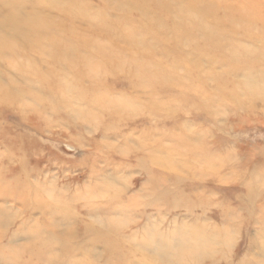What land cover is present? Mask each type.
<instances>
[{
    "label": "rangeland",
    "instance_id": "1",
    "mask_svg": "<svg viewBox=\"0 0 264 264\" xmlns=\"http://www.w3.org/2000/svg\"><path fill=\"white\" fill-rule=\"evenodd\" d=\"M263 84L264 0H0V264H264Z\"/></svg>",
    "mask_w": 264,
    "mask_h": 264
},
{
    "label": "bare ground",
    "instance_id": "2",
    "mask_svg": "<svg viewBox=\"0 0 264 264\" xmlns=\"http://www.w3.org/2000/svg\"><path fill=\"white\" fill-rule=\"evenodd\" d=\"M9 15L11 16V18H12V20L16 23V25H18V24H21V23H24V22H26L25 21V19H24V17L21 15V14H19L18 12H16V11H11L10 13H9ZM30 23V22H29ZM216 24H214V26H215ZM215 28H216V26H215ZM74 53V52H73ZM65 55V54H64ZM60 56H61V54H60ZM63 56V55H62ZM94 58V57H93ZM65 59V58H64ZM88 60V59H87ZM92 60V59H91ZM85 61V60H84ZM89 61V60H88ZM94 61V60H93ZM86 62V61H85ZM76 64H78L77 62H75ZM86 63H89V62H86ZM75 64V65H76ZM86 65H88V64H86ZM89 67L91 66V64H89L88 65ZM88 69V68H87ZM247 75V74H246ZM249 75V74H248ZM247 75V76H248ZM248 78H250V79H252V77L250 76H248ZM258 80V79H257ZM256 80V81H257ZM254 81V80H253ZM261 82V81H260ZM245 83V82H244ZM262 83V82H261ZM259 84V83H258ZM72 85V84H71ZM70 85V86H71ZM264 85V84H263ZM6 87H9L8 85L6 86ZM0 88H1V85H0ZM68 88H70V87H68ZM73 88V87H72ZM4 89V91H5V88H3ZM3 89H2V91H3ZM9 89V88H8ZM7 92H9V93H11L10 91H8L7 90ZM6 93V92H5ZM4 94V93H3ZM8 94V93H7ZM10 95V94H9ZM73 96H76V95H72V97ZM77 98V97H76ZM75 97H74V99H76ZM81 99V98H80ZM115 100L114 101H117V100H119V97H118V99H116V98H114ZM109 100H113V99H109ZM114 101H110V107H112L111 105H113V103H114ZM120 101V100H119ZM118 101V102H119ZM120 102H122V99H121V101ZM120 102L118 103V105H120ZM112 103V104H111ZM122 103H124V101L122 102ZM108 104V105H109ZM115 104V103H114ZM127 105V104H126ZM129 105V104H128ZM153 105H154V103H153ZM85 106H87V105H85ZM116 106H117V104H116ZM120 106H123V105H120ZM159 106V105H158ZM128 107V106H127ZM127 107H125V106H123V108H127ZM83 108V107H82ZM122 108V109H123ZM112 109H114L113 107H112ZM116 109V108H115ZM121 109V110H122ZM128 109V108H127ZM81 110H83V109H81ZM87 110V109H86ZM120 110V111H121ZM84 112H85V110H84ZM88 112H89V110H88ZM122 112H123V110H122ZM86 114H87V112H86ZM82 115V114H81ZM83 116H85V113H84V115ZM95 116V115H94ZM85 117H87V116H85ZM92 117H93V115H92ZM92 117H90V118H92ZM97 117V116H96ZM94 118V117H93ZM90 120V119H89ZM95 120V119H94ZM153 150V149H152ZM152 153V152H151ZM253 189V188H252ZM29 190V189H28ZM35 190V189H34ZM33 191V190H32ZM37 191V190H36ZM256 191V190H255ZM115 192H116V190H115ZM18 193V192H17ZM35 192L33 191V194H34ZM35 194H39L38 192L37 193H35ZM18 195V194H17ZM46 195H49V194H46ZM18 196H20V193H19V195ZM33 196V198H36V195H32ZM35 196V197H34ZM52 197H54V196H52ZM37 198H38V196H37ZM42 198V200H43V198H45V197H41ZM41 198L39 199V200H41ZM56 198V197H55ZM54 198V199H55ZM46 199H50V195H49V198H46ZM57 199V198H56ZM37 200V199H36ZM52 200V199H51ZM60 200V199H59ZM33 201H35V200H33ZM32 201V202H33ZM56 201V200H55ZM55 201H53L54 203H55ZM38 202H40V201H38ZM41 202H44V201H41ZM60 203V202H59ZM42 203H40V205L39 206H42L41 205ZM43 207V206H42ZM41 207V208H42ZM47 209H49V208H47ZM47 209H45V210H47ZM48 211V210H47ZM50 211V210H49ZM51 212V211H50ZM52 213V212H51ZM98 218H99V216H97ZM100 218H101V216H100ZM102 219V218H101ZM99 220V219H98ZM106 222V221H105ZM105 222H104V224H105ZM111 225H113V223L111 222ZM118 225V224H117ZM115 228V227H114ZM195 228H196V226H195ZM198 228H200V227H198ZM201 229V228H200ZM185 229H183V231H184ZM203 230V229H202ZM207 230H209V229H207ZM189 231V230H188ZM195 231V230H194ZM194 231H192L193 233H194ZM197 232H199V231H197ZM196 232V234H195V239H196V242H195V244H192V243H190V245L189 246H184L183 244H185L187 241L189 242V240L187 239V241L186 240H184L185 242L182 244L183 245V247L181 246V247H178L179 249H177V250H172L171 252L169 251V254H167V258H168V256L169 257H172V258H174L173 260L175 261V262H177L176 264H182V262H183V264L185 263L184 262V259L185 258H187L186 256H188L189 258L190 257H192L193 259H195L196 257H197V255H198V253H197V249L199 250L200 249V246L199 245H201L204 241H206V239H205V236H202V235H200L199 233H197ZM176 233V232H175ZM178 233V232H177ZM190 234H191V231L189 232ZM188 233V234H189ZM207 233V232H206ZM151 234V233H150ZM150 234L149 235H145L146 237H147V240L149 239V237L148 236H150ZM168 234H170V233H168ZM209 234V233H208ZM151 235H153V234H151ZM166 235V234H165ZM171 235V234H170ZM169 235V237H171ZM177 235V234H176ZM175 235V236H176ZM178 235H179V233H178ZM176 236V237H179V236ZM204 235V234H203ZM218 235H220V234H218ZM142 236V235H141ZM144 236V235H143ZM155 236V235H154ZM174 236V235H173ZM172 236V237H173ZM182 236V235H181ZM186 236V235H185ZM194 236V235H193ZM212 236V234H210V239L211 238H213V236ZM140 237V236H139ZM151 237V236H150ZM171 237V238H172ZM176 237H174V238H176ZM217 237V236H216ZM223 237V236H222ZM138 238V237H137ZM143 238H145V237H143ZM170 238V239H171ZM172 239V241L174 240L175 242L177 241V240H175V239ZM181 238V237H180ZM146 239V238H145ZM150 239H152V238H150ZM156 239V238H155ZM154 239V237H153V240H155ZM168 239V238H167ZM170 239H168V240H170ZM189 239H191V237L189 238ZM193 239V238H192ZM194 239V240H195ZM205 239V240H204ZM137 240V239H136ZM143 240V239H142ZM178 240H179V238H178ZM212 240V239H211ZM58 241H59V238H58ZM149 241V240H148ZM156 241H158V240H156ZM171 241V240H170ZM217 241V240H216ZM191 242V241H190ZM208 242H209V240H208ZM221 242V241H220ZM220 242H217V243H220ZM224 242V241H223ZM57 243V242H56ZM59 243V242H58ZM152 241H151V246H153L156 242H154L153 243V245H152ZM172 243V242H171ZM170 243V244H171ZM174 243V242H173ZM207 243V242H206ZM264 243V242H263ZM48 244V243H47ZM47 244H45L46 246H47ZM147 244V243H146ZM146 244H144V245H146ZM149 244V245H150ZM159 244V243H158ZM162 244V243H161ZM168 243H166V245H167ZM175 245L174 246H176L177 247V245H179V241H178V244L176 245V243H174ZM181 244V243H180ZM187 244H189V243H187ZM40 245H42L41 243H40ZM140 245V244H139ZM148 245V244H147ZM166 245H165V248H166ZM204 245H205V243H204ZM207 245H209V244H207ZM206 245V249H204V247L202 248V249H200V250H203V251H200V252H205V250H207L208 248H209V246L211 245V242H210V245L209 246H207ZM49 246V245H48ZM51 246V245H50ZM108 246V245H107ZM142 246V245H141ZM163 246V245H162ZM199 246V247H198ZM263 246H264V244H263ZM156 247V246H155ZM153 248V247H152ZM160 248V249H159ZM161 248H163V247H160V245H159V247H157V250L159 249V250H161ZM165 248H163V249H165ZM170 248V247H169ZM211 248V247H210ZM209 248V249H210ZM36 249V248H35ZM45 249V248H44ZM61 249H63L64 250V248H61ZM144 249V248H143ZM146 249V248H145ZM38 250V249H37ZM43 250V249H42ZM170 250V249H169ZM210 250H212V249H210ZM32 251H33V249H32ZM65 251V250H64ZM122 251V250H121ZM153 251H155V249L153 250ZM165 251V250H164ZM34 252H36V250L34 251ZM166 252V251H165ZM164 252V253H165ZM162 253H163V251H162ZM4 254V253H3ZM63 254V252L61 253V255ZM112 254V253H111ZM156 254V253H155ZM6 255V254H5ZM158 255V254H157ZM159 255H161V254H159ZM201 255V254H200ZM10 256H12V255H10ZM128 257V256H127ZM126 257V258H127ZM198 257H199V255H198ZM14 258H15V256H14ZM17 258H19V257H17ZM46 258V257H45ZM113 258V257H112ZM117 258V257H116ZM192 258H190V259H192ZM169 259V258H168ZM189 259V260H190ZM45 260V259H44ZM126 260V259H125ZM188 259H187V261H189ZM197 260V259H196ZM149 261V260H148ZM186 261V260H185ZM192 261V260H191ZM195 261V260H194ZM193 261V262H194ZM180 262V263H179ZM90 263V262H89ZM92 263V262H91ZM110 263V262H109ZM124 263V262H123ZM196 263V262H195ZM144 264V263H143ZM186 264H188L187 262H186ZM191 264V263H190Z\"/></svg>",
    "mask_w": 264,
    "mask_h": 264
}]
</instances>
